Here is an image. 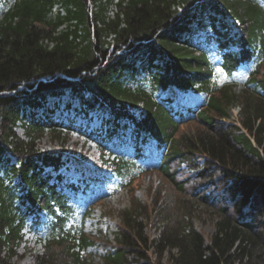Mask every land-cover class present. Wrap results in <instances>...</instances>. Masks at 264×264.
I'll list each match as a JSON object with an SVG mask.
<instances>
[{"label":"trees","instance_id":"trees-1","mask_svg":"<svg viewBox=\"0 0 264 264\" xmlns=\"http://www.w3.org/2000/svg\"><path fill=\"white\" fill-rule=\"evenodd\" d=\"M242 65L251 75L237 94L229 83ZM190 92L205 102L181 103ZM65 96L77 113H108L106 130L88 135L103 154L117 150L108 163L122 187L157 146L159 172L179 189L175 166L186 164L227 193L210 240L171 219L150 239L145 216L127 210L104 264H264V0H13L1 9L0 264H16L30 219L45 241L34 264H92L95 241L71 201L99 173L83 165L74 183L65 170L77 160L40 147L74 130L51 105ZM236 106L239 125L228 122ZM192 122L199 129L181 132Z\"/></svg>","mask_w":264,"mask_h":264},{"label":"rangeland","instance_id":"rangeland-1","mask_svg":"<svg viewBox=\"0 0 264 264\" xmlns=\"http://www.w3.org/2000/svg\"><path fill=\"white\" fill-rule=\"evenodd\" d=\"M8 0H0L1 8L6 5ZM91 9L95 10L94 4L89 2ZM233 91L240 94L244 87L241 83L235 82L230 85ZM192 100L197 102L201 96H193ZM51 105L58 102L54 116L60 121L67 122L70 119L73 122L74 130L70 135L58 137V135H46L40 140V147L44 151H64L71 156L76 157L79 161L89 166L93 170H104L103 179L96 187V196L93 197L90 204L92 206L89 216L85 220L84 228L87 235L94 241L95 245L90 247L85 255L92 264H104L103 257L106 250L115 244V232L122 226V220L125 212L131 210L133 214L140 217L138 220L143 222L147 227V236L150 239L157 237L166 220L171 219L172 225H185L187 221L196 227L207 240H210L215 230V222L218 217L219 203L227 199L226 189L221 182L212 180L217 183L214 185L203 182L197 177V171L189 169L188 165H176L178 170L177 180L179 183L184 182V189L174 185L166 176L156 170L144 172L132 186L120 189L118 181L104 174L109 166L108 154H103L98 146L97 134L92 137L88 134L101 132L104 127V119L108 118V113L102 110L92 111L89 115L77 113L80 110L79 102H73L72 106L68 105L69 97L65 96L62 100H50ZM230 123L239 125V108L231 109ZM199 129L194 122L184 125L181 132H190ZM104 131L106 128L104 127ZM22 134V130L19 129ZM68 174L72 181H75L81 174L80 168L72 167ZM109 170V169H107ZM107 178V180H104ZM189 181L186 183V180ZM220 177H218V180ZM208 183V184H207ZM180 185V184H179ZM115 190V191H114ZM90 190H87L89 193ZM85 193V194H87ZM81 197L86 199V195L79 192ZM207 196V200L212 202L207 204L206 200L201 197ZM101 198V200H98ZM222 200V201H221ZM215 201V202H214ZM214 202V203H213ZM45 219V217H44ZM169 221V222H170ZM32 219L28 221V227L24 230V241L19 247V255L14 258L16 264H34L35 254L42 253L45 250V242L40 239L37 233L42 229L31 228ZM155 260V257L152 256ZM161 264H169L166 257L161 260Z\"/></svg>","mask_w":264,"mask_h":264}]
</instances>
